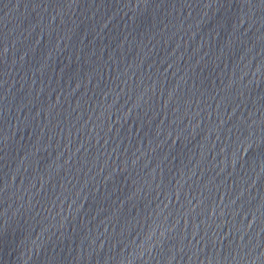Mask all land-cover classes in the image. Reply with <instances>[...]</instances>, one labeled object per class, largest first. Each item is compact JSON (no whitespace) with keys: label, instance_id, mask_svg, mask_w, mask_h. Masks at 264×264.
I'll return each mask as SVG.
<instances>
[{"label":"water","instance_id":"95a60500","mask_svg":"<svg viewBox=\"0 0 264 264\" xmlns=\"http://www.w3.org/2000/svg\"><path fill=\"white\" fill-rule=\"evenodd\" d=\"M0 264H264V0H0Z\"/></svg>","mask_w":264,"mask_h":264}]
</instances>
